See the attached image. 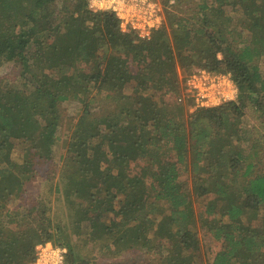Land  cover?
Masks as SVG:
<instances>
[{"label": "trees", "instance_id": "16d2710c", "mask_svg": "<svg viewBox=\"0 0 264 264\" xmlns=\"http://www.w3.org/2000/svg\"><path fill=\"white\" fill-rule=\"evenodd\" d=\"M63 1L71 6L55 22ZM201 1L193 18L163 3L166 25L142 39L87 0H0V67L22 66L19 82L0 83V264H30L45 242L65 247L68 264L126 247L158 249L162 264H196L197 222L222 244L211 264H264V0ZM198 68L232 74L238 99L190 111L193 101L179 100ZM92 92L115 112L87 114L58 177L38 179V166L53 160L58 105L88 107ZM247 110L259 122L247 124ZM42 181L50 196L28 202V187ZM212 194L216 204L197 216L194 201ZM55 195L67 201V223L50 214Z\"/></svg>", "mask_w": 264, "mask_h": 264}, {"label": "rangeland", "instance_id": "374dc122", "mask_svg": "<svg viewBox=\"0 0 264 264\" xmlns=\"http://www.w3.org/2000/svg\"><path fill=\"white\" fill-rule=\"evenodd\" d=\"M159 1L162 4L164 3L165 8L178 13L180 16L188 18H193V14L196 12V5L202 2L201 0H195L192 5L186 3H182L181 5H179L175 0L172 1V4H165V2H162L164 0ZM69 6H71V1H63L61 3L59 2V5L55 9V14L53 15V21H61V19L65 15V9ZM239 39H242V37L240 36ZM133 70H136L135 66H133ZM21 75L22 66L16 61L7 62L0 67V83L9 81L14 84L15 82L20 81ZM181 75V71L179 70V77L182 79ZM183 89L181 91V97L183 95ZM95 94L96 92H92V94L89 95L88 99L90 100V104L88 107H84L76 100L62 102L58 105V113L60 115V118L57 122V142L53 150V160L38 166V172L40 174L38 175V179L45 181L52 176H54L55 178L58 177V173L60 168L62 167L64 157L68 155L65 143L69 136L73 133L75 128L81 127L83 121L87 120V114H89L91 118H97L99 116L113 114L115 112L116 103L113 102L111 98L107 97L106 94ZM156 96L157 99L162 98V93H157ZM166 99H168V96ZM189 101L191 100L186 101V103H188ZM185 111L187 112L189 111V109L186 108ZM185 119H187V114H185ZM246 120L247 124L249 125H252L254 123V120L259 122V120L253 118L251 110H247ZM98 142L102 141L99 140ZM17 148L18 150L16 151V154L12 155L13 159H16L20 154H22L24 146L22 144H18ZM69 155H71V153H69ZM44 181L38 182L36 185L28 187L26 192L27 194L25 195L27 196L28 202L31 201V199H35L40 196H43L45 198L50 196V186H46V183ZM51 197H53V194L51 195ZM216 199L217 196L212 194L206 196L204 200H195L194 207L197 216L204 214V205L206 203L209 205L216 204ZM20 202L21 199L19 198V196H15L12 199H9L6 204L8 208L12 210L16 208L17 205L20 204ZM66 202V199L65 201L59 199L58 195H55L53 198L52 206L50 208V214L53 220L57 223H67V217L64 214V208L67 205ZM218 210L219 209L217 208V211ZM36 217V214H34V223H37ZM0 219L3 223L5 219L4 209H0ZM259 225V220H255L253 223L248 221L243 222L244 228H250V226L257 227ZM196 231L201 241L200 250L197 251L196 264H211L215 254L222 248V244L221 242L216 241L212 236L213 234L208 229L203 227L199 222H197L196 224ZM96 264H162V258L158 249H130L126 247L122 248L120 250V254L113 258L100 254L99 258L96 259Z\"/></svg>", "mask_w": 264, "mask_h": 264}, {"label": "built area", "instance_id": "2783aa9c", "mask_svg": "<svg viewBox=\"0 0 264 264\" xmlns=\"http://www.w3.org/2000/svg\"><path fill=\"white\" fill-rule=\"evenodd\" d=\"M93 13L110 12L119 21L123 33H135L142 39L152 35L166 25V14L159 0H87ZM180 101L192 100L193 108H214L236 101L239 88L230 73H212L204 68L193 70L185 79ZM67 249L52 242L39 243L35 248V259L30 264H68Z\"/></svg>", "mask_w": 264, "mask_h": 264}]
</instances>
